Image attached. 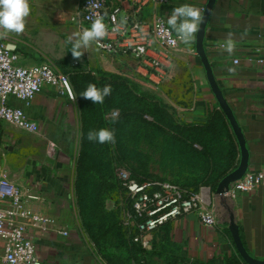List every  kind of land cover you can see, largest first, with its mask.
<instances>
[{
    "label": "crops",
    "instance_id": "crops-1",
    "mask_svg": "<svg viewBox=\"0 0 264 264\" xmlns=\"http://www.w3.org/2000/svg\"><path fill=\"white\" fill-rule=\"evenodd\" d=\"M207 2L171 0L169 5L158 6L151 0L143 17L150 23L158 16L167 21L172 10L183 4L198 8L202 17ZM78 7L79 0L56 5L54 12L60 20L57 31L30 21L20 42L10 41L7 46L20 52L26 64L54 63L66 58L69 45L82 33L71 22ZM66 12L69 21L63 16ZM196 36L197 33L191 43L170 53L168 66L160 76L130 57L102 53L95 43L81 49V53L91 67L129 77L163 100L180 96L184 110L180 117L189 123H202L210 112L220 108L196 52ZM205 46L216 78L243 128L251 152V170L264 167V66L258 63L264 59V0H218ZM26 112L38 124L35 133L0 122V180L13 182L26 198L36 197L29 202L30 209L56 221L48 231L30 229L43 264H94V248L81 230L76 205L81 132L78 103L45 87ZM50 145L54 146L53 155L48 152ZM210 196L221 223L218 228L202 225L197 215L167 225L172 241L179 246V256L225 264L228 256L238 253L228 233L233 214L246 248L264 261V188L236 197H220L210 191ZM165 235L164 230L153 234V244L155 238L163 241Z\"/></svg>",
    "mask_w": 264,
    "mask_h": 264
},
{
    "label": "trees",
    "instance_id": "trees-1",
    "mask_svg": "<svg viewBox=\"0 0 264 264\" xmlns=\"http://www.w3.org/2000/svg\"><path fill=\"white\" fill-rule=\"evenodd\" d=\"M72 45L67 57L53 64L69 77L81 113L76 205L96 257L105 264H217L216 260L198 262L180 257L168 224L161 229L166 232L163 241L155 238L152 250L143 249L132 242L123 221L108 208V201L114 192L123 190L118 175L121 169L139 182L164 181L192 193L208 188L215 194L241 158L227 117L221 109H215L202 123L175 120L157 94L129 77L91 67L83 55L74 58ZM89 85L101 89L110 85L112 92L103 104H94L81 97ZM100 129L113 131L115 142L99 144L88 139L89 132ZM142 147L157 158V174L149 173ZM225 264L246 263L233 253Z\"/></svg>",
    "mask_w": 264,
    "mask_h": 264
},
{
    "label": "built area",
    "instance_id": "built-area-1",
    "mask_svg": "<svg viewBox=\"0 0 264 264\" xmlns=\"http://www.w3.org/2000/svg\"><path fill=\"white\" fill-rule=\"evenodd\" d=\"M152 1L158 6L171 2ZM150 4L151 0H79L71 22L83 32L96 19L102 18L107 35L94 42L97 49L108 55L130 57L139 66L160 76L168 66L170 53L185 43L165 18L158 16L152 23L142 18ZM258 63L264 66V59H259ZM45 87L76 101L69 77L53 63L26 64L20 52L0 42V122L27 132H37L38 124L27 114L26 108ZM48 152L54 154L53 145L49 146ZM118 175L127 198L124 228L132 242L147 251L153 248L152 235L178 219L197 215L200 223L208 228H218L221 224L208 188L192 193L169 182H139L125 169L119 170ZM262 188L264 167L250 169L243 179L232 184L227 196L256 193ZM36 199L26 198L10 180H0L1 264H43L30 229L48 231L55 227L56 221L30 209L29 202ZM61 234L68 235L67 232Z\"/></svg>",
    "mask_w": 264,
    "mask_h": 264
},
{
    "label": "clouds",
    "instance_id": "clouds-1",
    "mask_svg": "<svg viewBox=\"0 0 264 264\" xmlns=\"http://www.w3.org/2000/svg\"><path fill=\"white\" fill-rule=\"evenodd\" d=\"M30 11L29 0H0V32L3 34L23 33L26 27L25 19L30 15ZM167 23L180 40L189 44L196 33L201 31L203 21L198 8L191 4H183L172 10L167 18ZM106 35L107 30L103 19H96L90 28H86L77 35L70 52L74 58H80L81 49L88 48L92 43L103 39ZM228 50H232L231 45H229ZM111 92L110 85L102 89L95 85H89L81 97L92 101L94 104H103ZM88 139L99 144L114 143L115 134L109 129H100L89 132Z\"/></svg>",
    "mask_w": 264,
    "mask_h": 264
},
{
    "label": "water",
    "instance_id": "water-1",
    "mask_svg": "<svg viewBox=\"0 0 264 264\" xmlns=\"http://www.w3.org/2000/svg\"><path fill=\"white\" fill-rule=\"evenodd\" d=\"M217 2L218 0H208L206 7L203 11L201 17L203 21L202 29L201 31L197 32V36H196V52L202 61V64L207 74L210 88L218 102L219 108L223 111V113L227 117L233 129V132L237 138L241 151L239 166L235 171H233L231 174H229L221 181L215 193L217 196L225 197L230 192L232 184L243 179L246 176V174L250 171L252 161H251V152L248 147V142L245 137L243 128L241 127L233 111V108L231 107L229 101L227 100L225 93L216 78V75L213 71L211 62L208 58L206 51L205 41H206L207 30ZM229 231L231 233L238 254L246 264H264L263 260H259L255 258L246 248L244 241L241 237L240 227L237 224L236 218L233 214L230 215V219H229Z\"/></svg>",
    "mask_w": 264,
    "mask_h": 264
},
{
    "label": "rangeland",
    "instance_id": "rangeland-1",
    "mask_svg": "<svg viewBox=\"0 0 264 264\" xmlns=\"http://www.w3.org/2000/svg\"><path fill=\"white\" fill-rule=\"evenodd\" d=\"M70 1H78V0H29V5H30L31 11H30V15L28 17H26V19H25V21H26L25 24L28 25V23H30V21H32V23L38 22L43 27L47 26L48 30L54 29L57 31L58 27H56V26L60 25L59 24L60 20H58L59 15H57L54 12V10H55L54 7L58 4H68ZM66 11H68V10H66ZM63 16L66 19H68V21H69V12L64 13ZM25 31H26V29H25ZM25 31L23 33H20V34H16V33L3 34L2 32H0L1 42L5 43L6 45L10 44L12 41L13 42L14 41L20 42V37L22 34L25 33ZM142 87L145 90L150 91L149 87H147L145 85H143ZM164 102L170 108V115L175 120L183 121V118L180 117L184 111V110L182 111V109H181L182 100L180 99V96L178 98L177 97L172 98V96H170L169 98H166L164 100ZM79 115H80V126H81L80 127V129H81L80 140H79V149H80V143H81V138H82V119H81V113L80 112H79ZM142 152L145 155L144 156L145 160L149 164V173L154 174V175L157 174L159 171V167L156 164L157 158L155 156H152L151 151H149L146 147H142ZM78 155H79V151H78ZM76 177H75V181H76ZM126 201H127L126 193L121 189L114 192L110 196L109 201H108V208L117 213L120 221H123V225H124L125 212L127 210L126 209L127 208ZM77 212H78V210H77ZM78 217H79V213H78ZM79 221H80V217H79ZM80 225H81V221H80ZM81 230L83 231L82 226H81ZM84 235L87 239V242L89 243V246L91 248H94V245L92 244L90 239L87 237V235L85 233H84ZM93 260H94V264H105L98 257L94 258ZM0 264H1V259H0Z\"/></svg>",
    "mask_w": 264,
    "mask_h": 264
}]
</instances>
